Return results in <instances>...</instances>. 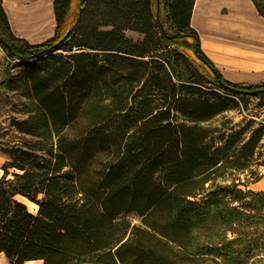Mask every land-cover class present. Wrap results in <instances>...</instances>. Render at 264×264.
Instances as JSON below:
<instances>
[{
  "label": "trees",
  "instance_id": "obj_1",
  "mask_svg": "<svg viewBox=\"0 0 264 264\" xmlns=\"http://www.w3.org/2000/svg\"><path fill=\"white\" fill-rule=\"evenodd\" d=\"M72 1L53 0V35L30 44L11 32L0 0V87L11 62L32 63L25 118L11 124L21 141L0 166V254L8 264H248L259 257L253 251L264 250V233L246 239L242 231L264 223L250 220L264 208V192L249 187L264 166V120L238 129L209 124L239 108L232 95L263 98L264 81L222 77L190 25L195 0H163L162 17L155 0H78L70 18ZM249 1L264 19V0ZM180 48L225 93L200 84ZM211 221L226 227L221 240Z\"/></svg>",
  "mask_w": 264,
  "mask_h": 264
},
{
  "label": "rangeland",
  "instance_id": "obj_2",
  "mask_svg": "<svg viewBox=\"0 0 264 264\" xmlns=\"http://www.w3.org/2000/svg\"><path fill=\"white\" fill-rule=\"evenodd\" d=\"M96 3L100 0H94ZM122 0H116L115 3H119ZM52 2L53 0H46L45 4L47 6V12H48V23L46 26H44L45 29L41 31V29L36 30L34 32L35 27H40L39 23H36L34 25H30L29 23L19 22V18L14 15L16 20H14V17L9 14V11L11 10V7L15 5L14 0H2V3L5 6V14L9 23V27L11 29V32L19 37L25 39L30 44H37L42 41H45L46 39L50 38L53 35L54 28H55V21L53 16V10H52ZM163 0H155V11L156 14L160 15V17L163 16ZM195 3H197L198 8V0ZM78 0H73L71 9H70V18H75V15L77 13L78 8ZM9 10V11H8ZM93 12V20L96 19V13H98V9H95ZM193 13V10H192ZM194 15V13H193ZM18 20V21H17ZM197 20V22H196ZM20 23V24H19ZM191 27L196 31L198 35V18L196 16H192L190 19ZM34 27V28H33ZM197 30H196V29ZM125 35L132 39L133 41H140L142 40V35L135 33L133 31L126 30ZM199 37V36H198ZM200 41V39H199ZM200 49L201 47V41H200ZM179 53H182L186 57L187 64L189 65L190 70L195 75V78H198L200 84L207 85L208 87H211L213 90H217L220 93H225L223 90L210 85L207 82V79L210 78L209 72L203 64H201L200 61L193 55V53L189 50L184 49H178ZM204 53V51L202 50ZM5 55L2 53L0 56V83L5 79ZM32 63L27 62H20V61H13L10 64V77L7 79V84L5 88L0 87V166L7 160L6 155V149L11 148L13 146L19 145L21 139L20 135L15 131V129L12 127V120H22L25 118V115L22 111V103L26 102V99L23 95L24 90V82L26 79V66L30 65ZM232 83H244V82H235L231 81ZM228 93V92H227ZM230 94V93H228ZM237 101H239V108L238 109H230L227 112H225L223 115H220L216 117L209 125L214 127H226V128H234L238 129L240 126L243 125V123L247 120L252 119L256 126L260 121L264 120V100L262 101V98L257 97H250V96H237L232 95ZM243 98V102H242ZM244 103L246 105V110L242 106H244ZM260 151L262 153L263 159H264V134L261 141V148ZM259 175L261 177L264 175V166H261L258 168ZM242 178V177H241ZM260 179V178H259ZM243 181L245 179L242 178ZM253 184V183H252ZM251 184V185H252ZM264 183H261L260 186L263 187ZM254 192H260L257 187L249 186ZM17 200L23 202L27 209L34 213L36 207L26 201L24 198L17 197ZM264 212V208L261 209L259 214L254 218V220L250 219L251 222H256L258 220H264V217L262 216V213ZM264 216V215H263ZM128 220H131L133 224H138V219L134 216H130L127 218ZM210 227V230L212 229L213 232H215V236L217 240H221V233H219L218 230L225 229L223 223H217L211 221L208 224V228ZM242 232H246L245 236L246 239H251L256 237L255 235H252L253 232L258 233H264V223L257 222L256 225L250 226V228H244ZM229 236V234H227ZM254 255H257L259 257H253L251 256L248 260V264H264V250L263 249H256L253 251ZM260 258V259H257ZM225 258H221L220 262H224ZM258 260H261L259 262ZM1 264V262H0ZM204 264H213L211 262L206 261Z\"/></svg>",
  "mask_w": 264,
  "mask_h": 264
},
{
  "label": "crops",
  "instance_id": "obj_3",
  "mask_svg": "<svg viewBox=\"0 0 264 264\" xmlns=\"http://www.w3.org/2000/svg\"><path fill=\"white\" fill-rule=\"evenodd\" d=\"M193 13L202 50L225 80L244 85L264 81V19L249 0H198ZM261 183L264 175L250 186L264 192ZM0 262L8 264L3 254Z\"/></svg>",
  "mask_w": 264,
  "mask_h": 264
},
{
  "label": "bare ground",
  "instance_id": "obj_4",
  "mask_svg": "<svg viewBox=\"0 0 264 264\" xmlns=\"http://www.w3.org/2000/svg\"><path fill=\"white\" fill-rule=\"evenodd\" d=\"M15 5L11 7L9 14L14 17L17 16L19 22L29 23L34 25L36 23L40 24V27H35L36 30L44 28L48 23V12L47 6L45 4L46 0H14ZM14 20L16 18L14 17ZM17 20V21H18ZM20 24V23H19ZM34 28V27H33Z\"/></svg>",
  "mask_w": 264,
  "mask_h": 264
}]
</instances>
